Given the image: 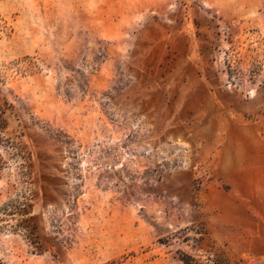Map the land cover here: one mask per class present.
I'll return each mask as SVG.
<instances>
[{
  "label": "rangeland",
  "instance_id": "374dc122",
  "mask_svg": "<svg viewBox=\"0 0 264 264\" xmlns=\"http://www.w3.org/2000/svg\"><path fill=\"white\" fill-rule=\"evenodd\" d=\"M0 264H264V0H0Z\"/></svg>",
  "mask_w": 264,
  "mask_h": 264
},
{
  "label": "trees",
  "instance_id": "16d2710c",
  "mask_svg": "<svg viewBox=\"0 0 264 264\" xmlns=\"http://www.w3.org/2000/svg\"><path fill=\"white\" fill-rule=\"evenodd\" d=\"M2 112L0 111V129H3L4 128V119L2 117ZM182 261L184 262V264H193L192 263V260L187 257V258H182Z\"/></svg>",
  "mask_w": 264,
  "mask_h": 264
}]
</instances>
